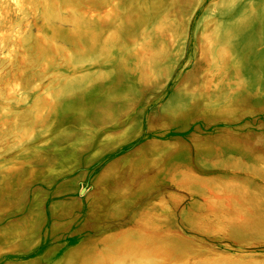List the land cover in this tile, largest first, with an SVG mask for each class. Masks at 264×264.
I'll use <instances>...</instances> for the list:
<instances>
[{
    "label": "rangeland",
    "instance_id": "1",
    "mask_svg": "<svg viewBox=\"0 0 264 264\" xmlns=\"http://www.w3.org/2000/svg\"><path fill=\"white\" fill-rule=\"evenodd\" d=\"M6 1L0 264H264V0Z\"/></svg>",
    "mask_w": 264,
    "mask_h": 264
},
{
    "label": "bare ground",
    "instance_id": "2",
    "mask_svg": "<svg viewBox=\"0 0 264 264\" xmlns=\"http://www.w3.org/2000/svg\"><path fill=\"white\" fill-rule=\"evenodd\" d=\"M0 2L2 3L1 5H4V8L5 7H7V6H10V3L8 2V1H6V0H0ZM17 4V3H16ZM18 4H19V7H22L23 5H24V1L23 2H21V1H19L18 2ZM5 12H0V16L2 15V14H4ZM18 13V12H17Z\"/></svg>",
    "mask_w": 264,
    "mask_h": 264
}]
</instances>
